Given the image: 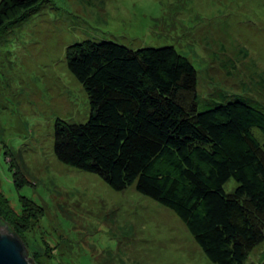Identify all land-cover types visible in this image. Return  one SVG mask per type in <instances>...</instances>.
<instances>
[{
    "label": "rangeland",
    "instance_id": "1",
    "mask_svg": "<svg viewBox=\"0 0 264 264\" xmlns=\"http://www.w3.org/2000/svg\"><path fill=\"white\" fill-rule=\"evenodd\" d=\"M7 26L0 32V218L19 233L28 259L212 264L169 208L133 185L115 191L56 159L55 120L90 115L65 53L89 39L131 49L173 45L195 66L199 111L224 95L264 112V0H41ZM234 186L233 178L224 184L227 192ZM263 248H253L246 264H264Z\"/></svg>",
    "mask_w": 264,
    "mask_h": 264
},
{
    "label": "trees",
    "instance_id": "2",
    "mask_svg": "<svg viewBox=\"0 0 264 264\" xmlns=\"http://www.w3.org/2000/svg\"><path fill=\"white\" fill-rule=\"evenodd\" d=\"M40 1L0 0V32ZM65 54L90 115L55 120L56 159L169 208L212 264H246L264 242V112L222 94L199 111L195 66L173 45L131 49L89 39Z\"/></svg>",
    "mask_w": 264,
    "mask_h": 264
},
{
    "label": "water",
    "instance_id": "3",
    "mask_svg": "<svg viewBox=\"0 0 264 264\" xmlns=\"http://www.w3.org/2000/svg\"><path fill=\"white\" fill-rule=\"evenodd\" d=\"M22 241L0 221V264H32Z\"/></svg>",
    "mask_w": 264,
    "mask_h": 264
}]
</instances>
